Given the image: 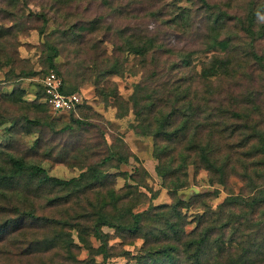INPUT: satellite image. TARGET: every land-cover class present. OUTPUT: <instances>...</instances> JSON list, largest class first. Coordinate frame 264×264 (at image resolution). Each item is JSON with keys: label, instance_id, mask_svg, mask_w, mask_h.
<instances>
[{"label": "trees", "instance_id": "16d2710c", "mask_svg": "<svg viewBox=\"0 0 264 264\" xmlns=\"http://www.w3.org/2000/svg\"><path fill=\"white\" fill-rule=\"evenodd\" d=\"M52 1L64 7L75 0ZM182 1L191 5L198 3L203 17L192 6H179ZM18 2L7 0L6 6L11 9ZM171 5L175 12L163 24L184 32L199 20L208 32L203 43L208 48L221 50V54H213L203 62L198 72H189L190 53L166 48L157 34L150 35L137 26L116 30L114 34L123 41L120 40L119 46L114 44L111 52L103 44L111 27L102 28L98 18L70 23L59 33L61 41L88 45L85 50L91 52L90 57L80 61L75 51L77 62L73 64L75 69L70 78L91 81L100 95L117 105L118 117L131 110L134 121L130 127L137 135L152 138L154 169L162 185L173 195L172 202L149 203L145 209H138L143 203L139 187L146 186L134 177L138 175L137 168L131 174L120 172V165L127 164L133 156L122 140H118L119 146H114L103 137L102 156L85 165L80 163L79 174L69 179L49 175L39 162L28 158V153L19 154L14 149L15 135L21 134L17 130L21 126L19 120L23 131L25 124L40 128V135L28 146L29 150L43 148L45 155L55 152L54 157L68 163L81 155L87 160L90 149L87 145L74 148L47 145L41 131L53 126L37 117L15 118L9 110L22 101L23 91L13 90L3 94L5 112L0 114V127L3 126L8 141V145L0 146L3 155L0 186L3 198H7L3 200L6 201L3 216H14L3 220V231H0L3 264H110L109 259L119 257L126 259V264H131V260L133 264H264V121L261 113L264 99L257 102V96L247 90L235 95L222 87L223 83L247 79L246 69L252 68L262 77L264 89V55L255 49L256 42L264 38L261 22L264 4L251 1L237 20L206 0H173ZM119 14L122 16L124 12ZM34 18L41 20L39 33L43 34L48 18L43 13L34 14ZM226 20H233V25L229 27ZM17 23L3 27L0 37L11 36L19 29H16ZM43 45L48 67L62 78L61 91L77 93L56 69L54 61L60 53L57 44L47 40ZM2 48L4 52L5 47ZM124 53L136 59V67L140 69L135 73L141 71L127 98L119 95L116 88L106 90L100 86L106 78L124 74L127 59L122 58ZM164 54H175L177 62L165 67L162 65ZM12 62L13 57H5L7 65ZM30 75L33 73H21V77ZM39 85L44 104L51 109L41 82ZM80 101L74 109L64 112L77 115L83 107L81 98ZM35 105L42 108L40 103ZM71 120L78 126L88 125L82 118ZM67 131L70 125L60 129V132ZM189 166L195 171H207L211 184L226 186L233 175L242 183L240 191L230 192L215 207L209 202L217 197V190L193 194L186 201L179 199L178 192L187 186ZM141 172L148 176L143 168ZM117 175L129 181L121 189L115 188ZM37 205L54 213L38 214ZM190 207L196 212L191 220L183 212ZM191 223L194 226L187 231ZM112 239H119L120 244L110 245ZM135 240L142 242L136 254L122 247L132 245ZM82 249L87 253L85 259L78 258Z\"/></svg>", "mask_w": 264, "mask_h": 264}, {"label": "rangeland", "instance_id": "374dc122", "mask_svg": "<svg viewBox=\"0 0 264 264\" xmlns=\"http://www.w3.org/2000/svg\"><path fill=\"white\" fill-rule=\"evenodd\" d=\"M173 0H75L68 6L55 5L52 0H20L17 5L10 7L6 6L7 0H0V32L4 28L12 27L15 22H18L15 26L17 29L7 39L0 37L2 47L0 50V114L3 115L5 109H3V94H8L13 90H22V101L17 103V106L11 108L9 111L13 113L15 118H20L24 115L28 119L33 120L37 117L42 122L50 123L53 129L44 127L41 131L44 133L43 139L46 140L47 145L60 147L61 145H67L68 148H74L77 145H87L90 149L87 160L80 156L78 160H71L68 163L54 157L55 152L51 156L43 153V148L29 150L28 146H31V142L40 135V128L33 125H24L25 131H23V123L19 120L20 125L17 130L21 134L15 135L16 143L14 149L18 150L19 154L28 153V158L33 159L41 164L42 167L51 176L61 179H69L79 174L80 169L78 165L88 164L102 156L105 151L103 144V137L110 145L119 146L122 140L133 156L129 157L127 164L120 165V172H126L128 174L133 173L135 168L138 169V175L135 178L141 180L145 187H139V192L143 193L140 200L143 202L139 205L138 209H145L149 203L153 205L158 204H170L173 199V195L162 185L161 179L155 172L156 160L152 157L153 140L151 137L139 136L130 127V124L134 121V115L131 110L122 116L118 117V107L113 105L114 103L109 101V98L100 95L91 81H81L75 79L73 81L69 74L72 73V69H75L73 64L77 61L74 59L75 51H78L80 61L86 57H90L91 52L86 48L88 45H72L68 43L70 41H61V34L59 31L63 26L70 23H85L89 20L98 18L102 28L111 27L110 33H107V39H105V46L107 52H111L114 44L120 45V40L123 41L114 32L123 30L125 27H140L146 30L150 35L157 34L166 48L175 50H181L191 54L190 71H200L203 62L209 60L213 54H221V50L217 47L208 48L203 43L206 39V28L202 22H198L187 31L176 30L174 28H168L163 24V20L171 19L172 13L175 12L172 7ZM212 5H218L222 10L226 11L229 17L233 20H237L238 17L245 13V9L251 1H257L260 4H264V0H206ZM106 2V3H105ZM179 6H192L193 11H196L199 17H203V11L200 9L198 3L190 4L185 1L178 3ZM123 11L121 16L119 12ZM9 12V15L6 13ZM43 13L48 18L49 22L44 27L43 34L39 33L41 28V20L34 18V14ZM32 14V15H30ZM202 20V19H201ZM229 20L227 25L230 27L234 21ZM264 23V17L261 20ZM19 23L21 24L20 26ZM232 29V28H231ZM55 31L54 33H51ZM106 32V30H105ZM49 34V35H48ZM125 34V33H124ZM87 36V35H86ZM86 38H89L87 36ZM57 44L60 49L58 57L55 59L56 69L63 75L64 80L68 84L72 85L83 101V107L77 113V115L66 114L65 112L56 113L48 108L44 102L42 91L40 89V76L44 74L48 67L46 61L47 51L43 45L45 41ZM113 43V45H112ZM102 44V46H103ZM255 49L258 54L264 55V38L258 40L255 44ZM86 52V53H85ZM116 53V52H115ZM87 54V55H86ZM13 57V62L10 65L5 63V57ZM126 57V62L123 65L124 74L115 75L106 78L101 82L100 86L109 90L110 88H116L119 95L123 98H127L132 92L133 84L137 82L141 77V71L135 73L140 67H136V59L132 55L123 54L122 58ZM178 58L175 54H164L162 56V65L168 67L171 62H177ZM165 72L169 74L167 68H164ZM33 73V75L27 77H21V73ZM135 73V74H134ZM247 79L239 78L237 81L223 83L224 89H229L235 95L238 92L247 90L248 93H252L256 97V100L264 99V89L262 77H259L252 68L246 69ZM252 76V77H251ZM21 77V78H20ZM108 100V101H107ZM42 104V108H36L35 104ZM264 121V105L261 111ZM71 118L84 119L88 122L86 126H78L71 120ZM70 125V131L60 132V129ZM264 125V123H263ZM28 128V129H27ZM54 131V132H53ZM6 134H4L3 126L0 127V146L7 144ZM50 146V147H51ZM2 150H0L1 152ZM3 161V155L0 153V162ZM147 171L148 176H144L141 169ZM115 172V171H111ZM115 188L121 189L124 187L126 181L124 176H115ZM242 186L241 181L231 175L228 178L227 185L222 186L219 184H211L208 179L207 171L198 169L195 171L192 166L188 167L187 186L183 190L179 191L177 198L184 201L188 200L193 194L203 192L218 191L216 198H213L209 204L215 207L218 205L230 192L236 194L240 191ZM0 186V231H3V220L5 218L12 219L14 216L6 214L3 216V190ZM10 198V196L8 197ZM14 200V199H12ZM20 201V200H19ZM38 206V205H37ZM52 212L47 208H40L38 206L37 213ZM189 220H191L196 213L192 207L183 211ZM7 216V217H6ZM194 224L191 223L187 226L186 230L190 231ZM107 232L110 230L104 229ZM74 242L77 243L76 233H72ZM120 240L112 239L109 244L117 246ZM94 245L97 242L93 241ZM141 240H135L132 245L122 246L124 249L136 254V251L141 246ZM87 253L85 250L79 252V259H85ZM100 261V257H97ZM3 258H0V264H3ZM110 264H126L128 261L124 258H112L109 259ZM131 264L134 261H130Z\"/></svg>", "mask_w": 264, "mask_h": 264}, {"label": "built area", "instance_id": "2783aa9c", "mask_svg": "<svg viewBox=\"0 0 264 264\" xmlns=\"http://www.w3.org/2000/svg\"><path fill=\"white\" fill-rule=\"evenodd\" d=\"M40 82L45 90L46 101L54 111H68L81 102L77 93L66 94L61 91L62 78L53 70L45 74Z\"/></svg>", "mask_w": 264, "mask_h": 264}]
</instances>
